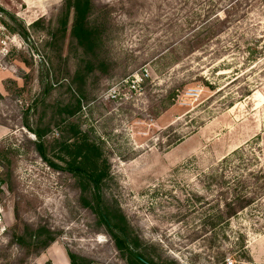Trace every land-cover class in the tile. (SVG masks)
I'll return each mask as SVG.
<instances>
[{"label": "rangeland", "instance_id": "1", "mask_svg": "<svg viewBox=\"0 0 264 264\" xmlns=\"http://www.w3.org/2000/svg\"><path fill=\"white\" fill-rule=\"evenodd\" d=\"M63 3L0 0V264H129L91 184L37 149L47 131L64 165L69 122L99 146L106 207L155 264H264V177L247 179L253 204L225 213L233 177L264 169V0H92L94 51L71 37L73 15L62 28ZM38 230L48 246L19 239Z\"/></svg>", "mask_w": 264, "mask_h": 264}, {"label": "trees", "instance_id": "2", "mask_svg": "<svg viewBox=\"0 0 264 264\" xmlns=\"http://www.w3.org/2000/svg\"><path fill=\"white\" fill-rule=\"evenodd\" d=\"M63 7L64 19L63 24H61L62 28L66 29L70 15H73L70 28L71 37L78 45L84 47L86 50L94 51V47L97 46L99 41L100 34L97 28L90 23L89 19L92 10V0H64ZM87 65V68H92L91 62H87ZM83 70L79 69L76 72V79L73 82L74 84L72 83L77 88L75 89L76 95H73L75 97V104L61 106L59 109L60 112L64 111L70 116H74L81 110V98L83 96L81 82L84 80V74H82ZM87 70L88 69H86V72ZM34 133L37 137V149L43 159L47 161L48 165L56 169L70 172L76 178L85 180L91 184L96 202L93 208L99 213L100 219L111 231L117 248L121 252H124L129 264H155L153 260L147 258L146 255L139 250V243L137 240L134 242L130 240L126 228V218L121 214L118 215L113 212L111 213L106 207V203L102 197L101 187L104 179L108 175L109 169L106 159L102 158L99 146L90 143L85 137L80 136V131L75 124L70 122L64 124V127L61 130V136L56 140L57 147L59 148L57 156H60L58 158L64 162V165H58V163H55L53 159H50L47 155V148L43 142V137L47 131L34 130ZM238 154L239 153H234V156L237 157ZM241 159L242 158L237 161H241ZM230 161V158H225L223 163H228L229 165ZM246 169L247 171H244V175L233 177L232 182H230V186L228 187L229 194L232 196V198L229 197L225 201V213L228 217L235 216L239 211L255 202L253 196L256 194V191L255 189L248 191L252 185H247V179L252 178L254 181L255 179H263L264 169ZM262 189L264 190V186ZM43 234V230H38L36 233L32 232L26 234L23 237H19V239H29V248L39 250L40 248L48 246L50 242L53 241V238L51 237H46V239L41 240L40 238ZM68 255L70 258V264H91L75 253L69 252Z\"/></svg>", "mask_w": 264, "mask_h": 264}, {"label": "built area", "instance_id": "3", "mask_svg": "<svg viewBox=\"0 0 264 264\" xmlns=\"http://www.w3.org/2000/svg\"><path fill=\"white\" fill-rule=\"evenodd\" d=\"M139 78V77H138ZM143 80V78L141 77V78H139V79H135V80H132V85L131 86H133V87H135V86H140V83L139 82H141ZM189 94V96H194V95H196L197 94V91H196V89H194V90H192L190 93H188ZM114 96V95H113Z\"/></svg>", "mask_w": 264, "mask_h": 264}]
</instances>
